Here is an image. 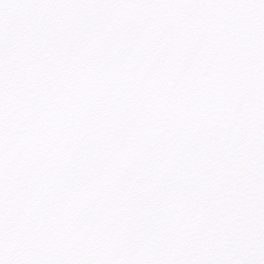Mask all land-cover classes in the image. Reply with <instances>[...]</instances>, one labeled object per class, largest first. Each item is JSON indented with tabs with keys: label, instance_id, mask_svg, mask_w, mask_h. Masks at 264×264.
<instances>
[{
	"label": "snow or ice",
	"instance_id": "6c2138e0",
	"mask_svg": "<svg viewBox=\"0 0 264 264\" xmlns=\"http://www.w3.org/2000/svg\"><path fill=\"white\" fill-rule=\"evenodd\" d=\"M0 264H264V0H0Z\"/></svg>",
	"mask_w": 264,
	"mask_h": 264
}]
</instances>
